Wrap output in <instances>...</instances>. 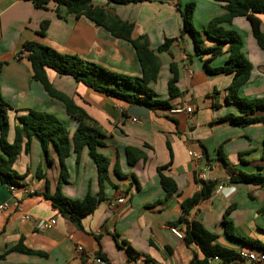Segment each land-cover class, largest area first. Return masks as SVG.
<instances>
[{"label":"crops","instance_id":"crops-1","mask_svg":"<svg viewBox=\"0 0 264 264\" xmlns=\"http://www.w3.org/2000/svg\"><path fill=\"white\" fill-rule=\"evenodd\" d=\"M189 1L194 2L192 20L200 18L197 28L201 31L211 18L225 13L220 2L185 0ZM182 2L145 0L117 6L107 5L104 0L94 1L112 15L133 23L131 37L145 34L154 51L164 38H175L169 53L155 51L160 67L156 80L150 83L159 98H168L169 63H176V86L181 94L169 100V108L150 110L120 102L70 76L46 69L52 86L70 96L102 129L98 151L109 160L104 195L94 210L77 222L78 226L61 215L43 196L46 181L50 194L58 184L60 165L56 152L50 145L48 152L52 162L47 164L39 142L31 138L29 151L26 153L22 148L13 164L19 185L0 183V255L20 241L38 254L9 251L0 258V264H81L86 253H97L110 264H145V257L156 264H189L194 255L201 256L200 250L195 244H185L172 232L170 223L179 218L181 201L200 189L201 174L205 180L218 181L222 188L216 186L209 198L197 203L187 214L188 220L199 221L216 235L217 243L236 252L264 250V186L228 181L232 170L264 173V122L235 125L218 121L225 114L242 113L236 105L225 101V89L232 74L208 73L203 60L209 58V54L196 52L188 34L178 37L182 21L177 8ZM60 14L56 13L52 2L41 9L29 0H0V95L11 107L9 142L14 136L15 117L28 109L53 114L67 127L69 139L76 127V121L65 112L63 104L50 97L41 83L32 78L26 56L16 58L24 41L47 45L59 53L75 54L118 72L141 73L134 48L128 41L112 36L84 16L76 18L63 8ZM256 16L264 31V12ZM43 20L49 23L41 35ZM222 26L245 32L241 36V50L252 67L238 93L246 98L263 95L264 51L256 44L249 21L245 17H234ZM203 39L205 46L217 44L207 37ZM226 57L224 52L212 58L209 64L223 65ZM186 105L192 107V113L173 111ZM126 147L139 149L143 157L129 164ZM219 147L226 157L225 163L218 158ZM189 151L200 157L193 158ZM169 160L162 173L174 180L176 191L166 199L157 168ZM65 166L68 176L60 184L64 195L82 199L86 193L98 192L96 168L86 148L82 149L78 163L71 150ZM37 168L44 177L35 176ZM114 169L123 176L117 175ZM4 203L7 206L2 207ZM230 205L232 209L226 218L232 223L234 237L224 233L221 222L224 210ZM22 214L38 220L53 219L54 223L39 229ZM242 238L257 240L261 247L250 245ZM77 245L82 246V253L77 251ZM211 264L258 263L248 260L223 263L214 259Z\"/></svg>","mask_w":264,"mask_h":264},{"label":"trees","instance_id":"trees-1","mask_svg":"<svg viewBox=\"0 0 264 264\" xmlns=\"http://www.w3.org/2000/svg\"><path fill=\"white\" fill-rule=\"evenodd\" d=\"M36 8L46 9L48 3L52 2L58 15L63 8L65 13L74 15L78 18L84 16L94 24L104 27L110 34L116 38L128 41L136 53L141 73L131 75L127 73L111 70L101 64L85 61L75 54L59 53L53 48L35 42L24 41L21 49H26L29 54L26 56L31 70L32 78L41 83L46 93L60 101L65 112L76 121V127L71 139L68 137L67 127L57 119L53 114L28 109L25 113L15 117L14 136L11 142L8 141V111L10 105L5 102L0 95V183L5 185H19V175L13 168L14 161L21 149L27 153L31 138H35L41 147L47 164L52 162L49 156L48 148L54 147L57 159L60 165L59 180L56 190L53 193L48 192L47 181L46 190L43 192L44 198L50 201L53 208L67 217L72 222L79 220L91 213L97 203L103 198V185L107 179L108 158L98 151L101 144L100 136L102 129L97 122L91 118L86 111L74 103L72 98L58 90L50 83L46 69H51L58 75H67L76 82L100 92L110 98L127 104L142 105L150 110L164 109L170 107L169 100L181 94L177 88L178 69L174 61L169 63L170 78L167 81L168 98H159L153 88L150 86L158 76L160 62L155 53L168 52L172 41L175 38H164L162 43L154 51L150 48L147 36L145 34L131 37L133 23L121 20L112 15L103 6L94 3L95 0H29ZM108 5H127L130 3H139L145 0H104ZM223 4L225 13L211 18L202 31H198L192 24V13L194 2L189 1L184 4H178V12L181 17L182 26L178 37L188 34L192 40L196 52H205L209 58L203 60V66L211 74H232V79L225 89V101L236 105L242 113H228L218 118V121H229L235 125H247L252 123L264 122V94L254 98H244L238 95V90L244 84L251 71V63L242 52L243 40L241 35L234 29H226L223 23H230L234 17H245L250 24L251 33L256 44L264 51V31L261 29L260 20L257 13L264 12V0H214ZM49 21L43 20L40 24V34L43 35ZM204 37L217 42L213 46L204 45ZM226 52L227 57L223 65L211 66L209 62L212 58ZM2 62H0V67ZM257 111H262L257 114ZM170 159L171 152L169 144ZM87 149L89 158L95 165L97 173V182L99 190L96 194L86 193L82 199H74L64 195L60 190V184L67 179V170L65 159L72 150L76 154V163L82 149ZM127 161L134 163L142 158V152L135 147L125 148ZM218 158L224 163L226 157L221 149L217 150ZM262 155L264 156V138L262 142ZM170 160L164 166L157 168L160 185L165 191L167 199L176 191V183L167 175L162 173ZM116 174L123 176L117 169ZM37 178L44 177L40 168L35 171ZM229 182H245L258 186H264V173L257 170L254 173H245L242 171H231ZM200 189L193 195L181 201V214L177 221L170 223L172 227L181 232V238L185 244H195L200 250L201 256L196 255L190 260L189 264H211L214 257L223 263L242 261L239 253L233 249L220 245L215 241L216 235L209 231L202 223L197 220H188L187 214L202 200L211 196L216 189L218 181H202L199 179ZM232 209L228 206L222 214V225L224 233L229 237H234L232 223L228 220L227 214ZM264 211V205L262 207ZM182 228L179 229L178 226ZM250 245L261 247V243L251 238H242ZM9 251H18L26 254H38L25 247L20 241L16 245L8 248L3 254ZM99 255V254H98ZM101 256V255H99ZM102 257V256H101ZM103 258V257H102ZM145 264H156L151 258L145 257Z\"/></svg>","mask_w":264,"mask_h":264},{"label":"built area","instance_id":"built-area-1","mask_svg":"<svg viewBox=\"0 0 264 264\" xmlns=\"http://www.w3.org/2000/svg\"><path fill=\"white\" fill-rule=\"evenodd\" d=\"M29 54V51L26 49H21L17 54H16V58H20L21 56H27ZM173 111H184L188 114L193 112V109L190 105H186L183 106L182 108H176ZM132 121H138L136 118H132ZM189 155H192L193 158H199L200 155L196 154V153H192V152H188ZM199 179L202 181H206L205 177L203 174H201L199 176ZM222 185L218 184L217 185V189H221ZM122 199H118V202H121ZM7 206V203H4L2 205V207ZM22 217L24 219L30 220L32 221V223L34 224V226L36 228L39 229H43L46 228L48 225L54 223L53 219L50 220H38L33 218L32 216L28 215V214H22ZM172 232L177 235L178 237H181V232L175 228V227H171ZM76 249L79 253H82L83 249L81 245H77ZM239 256L242 260H248L250 262H255L258 264H264V250L259 251V252H254V251H239ZM214 259H216V257H214ZM81 264H110L108 263V261L104 258H102L101 256H99L97 253H86V255H84Z\"/></svg>","mask_w":264,"mask_h":264},{"label":"rangeland","instance_id":"rangeland-1","mask_svg":"<svg viewBox=\"0 0 264 264\" xmlns=\"http://www.w3.org/2000/svg\"><path fill=\"white\" fill-rule=\"evenodd\" d=\"M184 3H186L185 2V0H183V2H182V4H184ZM199 21H200V18H195V19H193L192 20V24H193V26L198 30V31H201L199 28H197L198 27V23H199ZM238 33L243 37L244 36V34H245V32H241V31H238ZM238 95L240 96V97H243L242 95H240L239 93H238ZM244 98H246V97H244ZM248 99H250V98H248Z\"/></svg>","mask_w":264,"mask_h":264},{"label":"water","instance_id":"water-1","mask_svg":"<svg viewBox=\"0 0 264 264\" xmlns=\"http://www.w3.org/2000/svg\"><path fill=\"white\" fill-rule=\"evenodd\" d=\"M75 224H76V226H78V223L77 222H75Z\"/></svg>","mask_w":264,"mask_h":264}]
</instances>
